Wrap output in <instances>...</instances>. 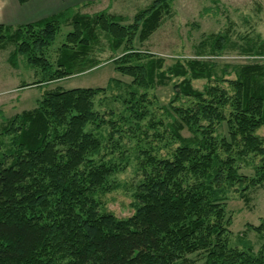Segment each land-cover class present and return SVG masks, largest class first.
I'll list each match as a JSON object with an SVG mask.
<instances>
[{"label": "trees", "instance_id": "16d2710c", "mask_svg": "<svg viewBox=\"0 0 264 264\" xmlns=\"http://www.w3.org/2000/svg\"><path fill=\"white\" fill-rule=\"evenodd\" d=\"M173 4L154 0L132 23L105 10L89 15L91 8L80 6L39 22L0 26V50L13 45L10 65L17 68L24 58L40 72L39 86L101 66L96 49L105 38L114 55L121 52L115 71L132 80L124 104L130 114L126 122L137 130L149 115L143 108L151 104L148 91L177 80L174 98L164 108L169 122L146 127H162L168 144L179 143L165 158L141 152L143 181L134 196L135 213L118 219L102 212L97 199L110 191L109 180L121 170L99 159L104 140L95 132L110 124L108 142L114 149L120 145L115 135H123L119 125L95 110V100L107 89L44 93L36 109L0 126V140L10 141L1 140L0 150V264H186L197 254L204 264H264V244L258 253L248 244L233 247L226 227L229 193L237 188L248 204L249 192L264 187V144L256 135L264 127V41L249 42L243 50L256 61L229 64L222 76L216 62L206 59L177 61L165 70L164 59L135 44L149 43L172 15ZM68 24L73 31L51 60V48ZM212 39L210 54H223L229 37L206 41ZM231 75L233 80L225 79ZM195 81L207 84L199 90ZM220 125L228 128L222 139L215 136ZM186 131L190 136H183ZM156 135L165 141L159 131ZM250 157L261 158L262 166L243 176L238 163ZM248 228L264 242V220Z\"/></svg>", "mask_w": 264, "mask_h": 264}, {"label": "rangeland", "instance_id": "374dc122", "mask_svg": "<svg viewBox=\"0 0 264 264\" xmlns=\"http://www.w3.org/2000/svg\"><path fill=\"white\" fill-rule=\"evenodd\" d=\"M154 0H128L125 4H118L113 13L122 14L132 23L135 14L148 8ZM98 10L86 11L89 15ZM73 31L71 24L63 25L61 31L51 48L50 58L55 60L58 48L65 41L66 36ZM217 35H227L229 43L223 54H210L211 41H206L209 37ZM258 40L264 41V0H174L173 11L170 17L165 18L161 28L151 37L145 46L136 42V48L143 52H149L158 58L166 61L165 70L173 66L177 61L186 63L190 60L200 61L213 60L218 66L219 76L225 66L232 64H244L256 61L250 56H244L243 50L247 43H254ZM205 44V45H202ZM15 50L13 45H7L0 50V126L6 120H10L26 111L37 108L42 96L47 91L58 88L62 90H72L78 88H102L107 89L105 94L100 95L95 100V110L109 123L114 122L119 125L123 135H115V140L120 145L119 149H114L113 144L108 142L109 134L113 129L108 124L95 133L102 136L104 143L99 157L107 164L114 162L121 169L119 173L109 180L110 191L97 197L101 204V211L110 213L118 219H128L135 213V194L140 183L143 181L142 164L144 154L149 151L159 158L169 156L172 151L179 146L178 142L171 140L167 143L165 129L158 130L165 141L157 138L155 130H148L146 127L150 122H163L167 124L169 119L164 115V108H168L174 98L173 83L165 87H156L148 91V99L151 104L144 107L149 115L140 125V130L136 129L134 123H127L130 114L126 111L125 99H129L132 80L123 77L115 71L114 59L121 56V52L113 54L109 44L103 38L101 45L96 49L102 60L101 66L83 75L49 84L39 86L41 80L40 72L29 67L24 58L19 57V65L14 68L9 63V58ZM209 56L200 58L199 56ZM261 62H264L262 59ZM226 80H233L234 75L226 76ZM111 80H114L110 85ZM207 81H195L194 87L203 90ZM214 84V83H213ZM223 88H228V84H220ZM140 94H144L141 92ZM178 106L179 103H173ZM125 118V122L121 121ZM92 127L89 128V130ZM215 136L218 139L227 137L228 128L220 125L215 129ZM264 144V127L256 132ZM100 136V137H101ZM183 136H190L186 131ZM2 140V139H1ZM0 140V146H1ZM4 144L9 143V139L2 140ZM155 149H153V148ZM3 151V147H0ZM113 152V153H112ZM261 158L250 157L238 164L241 168L240 174L251 177L254 175V167L262 166ZM233 189L229 193V200L226 205V227L229 231V238L233 247L244 249V244L252 247L258 253L264 242L254 232L248 228L250 225L259 226L264 220V187H259L249 192V202L240 198ZM186 264H204V256L197 254L190 256Z\"/></svg>", "mask_w": 264, "mask_h": 264}, {"label": "crops", "instance_id": "0c3cea01", "mask_svg": "<svg viewBox=\"0 0 264 264\" xmlns=\"http://www.w3.org/2000/svg\"><path fill=\"white\" fill-rule=\"evenodd\" d=\"M125 0H0V26H21L49 18L63 10L87 6L89 9L113 13ZM128 1V0H126ZM136 1V0H135ZM140 1V0H137ZM116 14V13H113ZM122 15V14H118Z\"/></svg>", "mask_w": 264, "mask_h": 264}]
</instances>
